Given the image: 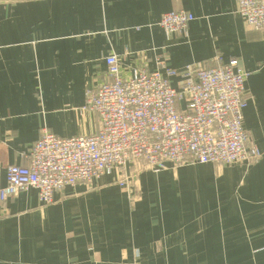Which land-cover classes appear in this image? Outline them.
I'll use <instances>...</instances> for the list:
<instances>
[{
  "label": "crops",
  "instance_id": "0c3cea01",
  "mask_svg": "<svg viewBox=\"0 0 264 264\" xmlns=\"http://www.w3.org/2000/svg\"><path fill=\"white\" fill-rule=\"evenodd\" d=\"M169 10L195 19L167 36ZM236 0H0V185L7 164L45 126L55 136L97 129L85 90L106 77L104 57L130 75L143 53L178 71L231 58L247 72L242 125L262 152L252 164L190 163L138 175L132 201L111 173L66 186L54 203L29 188L0 202V264H264V29Z\"/></svg>",
  "mask_w": 264,
  "mask_h": 264
},
{
  "label": "built area",
  "instance_id": "2783aa9c",
  "mask_svg": "<svg viewBox=\"0 0 264 264\" xmlns=\"http://www.w3.org/2000/svg\"><path fill=\"white\" fill-rule=\"evenodd\" d=\"M252 29H264V0H236L235 10ZM195 16L169 10L158 22L167 36L185 32ZM121 71L118 56L104 57L106 77L85 90V109L95 113L97 129L88 135L55 136L41 127L23 151V164H7L0 202L29 188L39 203H54L66 186L90 184L115 174L114 182L137 201L140 172L176 168L190 163L219 166L252 164L263 152L243 128L247 72L231 58L214 65L188 64L180 81L178 71L156 56V67L144 64Z\"/></svg>",
  "mask_w": 264,
  "mask_h": 264
}]
</instances>
